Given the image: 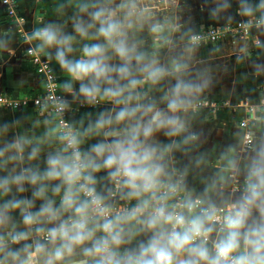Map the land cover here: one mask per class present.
I'll return each mask as SVG.
<instances>
[{
    "label": "clouds",
    "instance_id": "clouds-1",
    "mask_svg": "<svg viewBox=\"0 0 264 264\" xmlns=\"http://www.w3.org/2000/svg\"><path fill=\"white\" fill-rule=\"evenodd\" d=\"M90 6L95 11L90 13L93 23L88 28L95 27L98 22L96 38L102 37L104 43L85 44L83 56L78 61H66L62 49L73 51L69 45L74 37H62L57 27L50 25L34 30L30 39L41 42L38 45L40 51L56 46V59L61 68L74 80L90 81V88L81 84L82 95L90 99L107 98L123 104L124 108L114 120L102 114L95 126L85 132L86 136L92 133L104 137L91 146L90 152L82 153L79 134L68 130L58 135L64 147L57 155L48 156L43 174L13 172L0 180V193L4 196L11 193L13 185L24 183L39 185L33 193L38 199L46 197V182L59 181L52 188L53 195H59L63 188L59 208L53 207V201L46 200L38 212H33L30 209L34 207V201L15 197L0 207V229L8 228L10 213L15 210L20 211L27 229L16 231L13 225L11 230L0 235V264H65L77 250L82 252L85 264H264V143L248 168L241 201L229 205L223 216L218 215L214 206L195 212L201 200H192L189 196L170 206L167 201L176 197L180 190L163 164L171 146L161 147L149 141L161 130H165L168 137L182 136L186 123L179 113L187 111L193 92L200 88L178 80L168 100L167 112L155 105L139 103L129 108L133 99L139 100V95L133 97L128 90L135 89L145 80L157 83L165 72L160 67L145 64L141 68L145 78L130 79L133 59L140 65L143 54H137L134 46L129 47L124 23L116 18L114 9L96 3L79 8L86 12ZM259 7L264 9V2ZM242 11L244 15H252L253 9L243 6ZM158 30L154 25L152 31ZM75 31L81 37L88 36L82 21L75 25ZM109 50L122 62L118 67L109 65ZM113 73L119 80L112 79ZM123 80H129V83L122 87L120 81ZM103 83L110 86L101 93ZM125 92H128L127 96ZM109 138H112L111 142ZM188 139L185 137L182 142L187 143ZM12 148L17 149V155L9 159L23 160V147L19 143L10 144L5 151ZM3 156L4 151H0V157ZM36 156L37 151L33 149L29 159ZM102 170H107L108 178L117 190H127L126 199L137 201L134 206L111 215V205L105 203V198L95 187L97 182L93 173ZM18 191L24 189L18 187ZM178 207L186 211H177ZM254 208L258 217H253ZM218 223L220 235L212 241L210 250L209 237ZM46 225L53 227L46 228ZM33 229L37 239L28 244L26 241L32 236ZM142 233H151L147 244L140 243L133 251L120 250L126 236L130 243ZM41 239L47 243H41ZM22 241L25 243L18 249L10 247Z\"/></svg>",
    "mask_w": 264,
    "mask_h": 264
},
{
    "label": "crops",
    "instance_id": "crops-1",
    "mask_svg": "<svg viewBox=\"0 0 264 264\" xmlns=\"http://www.w3.org/2000/svg\"><path fill=\"white\" fill-rule=\"evenodd\" d=\"M126 1L127 0H18V3L20 12L26 17V24L24 27L27 31L35 30L40 27L47 28L50 25L57 27L59 28L62 37H74L69 46L75 51L73 47L79 43L84 46L85 44L94 45L95 42L104 41L102 37H100V39L96 38V30L100 26L98 22L95 23V27L88 28V25L93 23L90 13L95 11V9L90 6L86 12H81L79 8L80 5H91L93 3L102 4L106 8L114 9L116 18L120 19V11L125 9V7L120 6L126 4ZM207 1L212 2L211 0ZM262 2H264V0H222L221 3L216 2L217 7L222 8L219 17L221 18V14L223 13L228 14V17H223L218 22H210L207 20L206 22H203L202 25L198 26L196 33L207 27L223 26L228 23H236L237 21L253 20L249 25V32L246 37H225L224 40L231 41V43H223L224 40H219L216 43L203 44L208 52H223L226 49V53H219L213 57L202 59L201 61H210L209 64L206 65L207 67L219 68L221 60L227 59L231 61V64H229L230 66H228V76H225L220 72L215 73L212 74V76L217 78H215L214 83H205L208 90L204 97H202V100H214L219 107L217 115L215 116L213 110L205 107H201L199 110H196L197 108L194 107L195 111H188L182 114L186 126L194 124L193 127H196H190L191 129L188 131L197 134L199 128L202 130V135L205 137L202 139V142H205V149L203 152L200 155L197 152L198 149H196V153L192 155L191 152H195L194 149L181 154L176 152L178 148H176L175 145L181 140L179 137H170L168 139V141L173 143L175 141L173 146L168 143L163 145L171 146V151L165 153V160L163 161L165 171L171 177V181L177 182L180 188L184 191L198 195L208 204L217 207L229 206L241 201V196L237 193V188H240L242 187V184H245L248 168L251 165L252 159L256 155V150H253L252 153L248 152L249 154L244 153L241 150L242 132L236 127L235 121L233 122L232 117L236 118L237 116V120L242 118L244 111L240 109V104H243V102L247 104L256 103L264 95V9L259 7ZM243 6H250L253 9L252 15H244L242 11ZM208 10V12H210L211 9ZM1 13L2 12L0 11V21L2 18ZM215 14L216 13H209L207 18H211ZM233 16V20H228L229 17ZM81 21L83 22V26L87 28L89 40H83L84 38L75 31V25ZM4 27L5 26L0 22V91L12 94L17 92V90H27V92L33 90V87H36L39 81L30 64L22 57V53L25 49L24 47H27V45L20 43L18 37H12L14 34V28L1 30L4 29ZM2 34H7L8 36L5 37L11 38V43L6 42L8 45L5 44L3 39L7 38L3 37ZM40 43L41 42L37 40L35 45H39ZM3 44L10 48L12 47V50H3L1 46ZM16 47L18 48L16 49ZM19 48L21 51L19 52V56L15 54V62L20 63V67L18 65H13L16 63L10 65L7 63V59L11 58L12 54L15 53L14 50L17 51ZM45 50L49 53L54 64L53 67L55 73L60 76V82L67 91L66 87L68 85L65 80L67 74L64 69H61L62 71L59 69V63L56 59L57 56L55 55L58 51L57 47L52 46V51L50 48H46ZM62 50L65 53L66 61L74 62L72 60L75 58L74 54H72L73 51L68 52L67 49ZM52 52L54 54H52ZM210 86L215 87V93L214 88L210 89ZM135 90L137 91V87ZM227 91L232 94H237V98L240 99L236 116L229 113L231 112L230 107H232L228 104L230 98L227 100L228 102H221V100L228 99L226 97L229 96H224ZM68 102H70L71 108L74 111L75 118L73 119V122L79 132H81L80 139L84 149L85 147L88 148L86 142L83 141V135L85 132L82 126L83 115L88 114L89 116L92 114L93 116H99V114L94 111L83 112L82 110H79V105L85 104L87 101L78 102L69 98ZM234 108H236V106ZM1 112L2 111H0V128L4 124H7L5 121L12 119L13 122V119L15 121L17 118L19 119L18 126L12 124L13 127L17 126L25 129L23 127L27 122H33L32 124L36 123L37 127L40 126L36 120L37 117L35 116L33 109L30 107L19 109L15 112L16 114L14 116L11 115L10 118L3 115ZM79 113L83 115H79ZM53 131H55L54 128ZM45 133L49 136L48 132ZM262 136L264 137V132L262 133ZM162 140L163 138H161V141ZM10 142L11 139L9 133L0 131V151H4L3 157H7L8 154L12 152L13 148L5 151ZM176 146H178V143ZM88 149L91 150V148ZM88 149H85L86 152H90ZM8 160L10 161H8L9 163L7 164H15V166H18L16 160ZM44 162L43 164H45ZM46 167L47 165H45L44 168ZM2 170L3 169L0 168V172ZM207 174H209L208 177ZM179 177H183V179L178 181ZM203 177H206V181L209 182H203ZM3 179L0 178V180ZM51 183L52 182H46L47 190L50 189ZM18 187L23 188L24 191L19 192ZM38 187L39 185L33 186L28 183H24L20 186L13 185L11 187V193L8 196H4L3 193H0V207L4 205L6 200H12L15 197L16 199L34 201V207L30 209V211L38 212L46 200H51L49 193L48 195L46 194V197L43 199L35 198L33 193ZM59 206V204H53L54 208H59ZM252 211L254 217H258L259 213L257 210L254 208ZM10 217V225L8 228L0 229V235H4L7 231L11 230L13 225L15 226L16 231L27 230L22 222L19 210L11 212ZM66 217L67 216H65V218ZM51 227H53V225L47 226V228ZM32 233V236L26 241L28 244H33L34 240L37 239L33 230ZM150 237L151 233H142L132 238L129 243L128 237L126 236L125 243L120 246V249H128L129 251L137 250L138 245L140 243L147 244ZM40 242L47 243L46 241L43 242L42 239ZM24 243L25 241H22L21 244L18 245L11 244L10 247L13 250H16L22 247ZM65 264H85L82 252L77 250L73 258L65 260Z\"/></svg>",
    "mask_w": 264,
    "mask_h": 264
},
{
    "label": "rangeland",
    "instance_id": "rangeland-1",
    "mask_svg": "<svg viewBox=\"0 0 264 264\" xmlns=\"http://www.w3.org/2000/svg\"><path fill=\"white\" fill-rule=\"evenodd\" d=\"M211 1L212 2H208L207 0H127L126 1V4H124L126 5V7L123 11H120L121 16H119L120 20L124 23L126 40L129 47L134 46L135 52L137 54H143L144 56V60L141 62L140 65H137V62L133 59L132 68H131L132 77H130V79L131 78H135L137 80L144 79L146 74L141 72V68L145 64H152L155 67H160L165 72V75L157 83H152L151 81L145 80L144 83L138 85L137 91L135 89L134 90L129 89L128 91L132 93L133 97H136L137 94L139 95V100L133 99V101L128 105L129 108L135 107L136 104L139 103L145 106L155 105L158 109L167 112L168 111L167 103L168 100L171 98L172 90L177 84L178 80H183L185 83H190L200 88V91L193 92L191 96V104L189 105L186 111V112L188 111L193 112L195 111L194 105L198 101L202 100V97H204L205 93L208 90L207 86H205V83H212V82L214 83L216 77L212 76V74L220 72L221 74L228 76L229 74L228 66H230L229 64H231L230 60L227 59L221 60L219 68L207 67L206 65L209 64L210 61H201L206 57L208 58V57H213L219 53H226V49L223 52H219V51L208 52L207 49L204 48L205 46L203 44L193 43L191 39L192 35L197 32L198 26L202 25L203 22H206L207 20L210 22H218L223 17L225 18L228 17V14L225 13L221 14V18L219 17L222 8L217 7L216 2L221 3L222 0H217V1L211 0ZM208 9H211L210 12H208L209 11ZM209 13H216V14L211 18H207V16H209ZM233 19L234 16L228 18V20H233ZM0 22L1 24H3V26H5L4 29L1 30H6V28H12V29L14 28L13 30L14 34L12 35V37L13 36L18 37V41H20V43H24L28 46V43L26 42L24 37L21 36L23 33L20 31L21 29H23V31L26 32V28L23 27L20 29L19 27L14 26V24H11L10 22L9 24H7L2 21V18ZM154 25L158 26L159 29L156 32L152 31ZM2 36L5 37L8 35L2 34ZM5 38H7V39H3L5 44H7L6 42L11 43V38L9 37H5ZM82 38H84L83 40H89L88 39L89 34L88 36ZM224 39L225 38H221L220 41ZM34 43H36V40L33 42V44ZM98 43L103 44L104 41L95 42V44ZM223 43H231V41L224 40ZM5 44L1 45L3 50L4 49L12 50L11 49L12 47L10 48L9 46H7L8 44L7 45ZM88 46H92V45L88 44ZM17 48L18 47H16V49ZM73 48L75 51H73L72 54H74L75 58L72 60L75 62L78 61L83 56V51H82L83 45H80L79 43ZM14 51L15 53L12 54V57L7 59V63H9L10 65L16 63L13 65H18L20 67V63L15 62V54L19 56V52L21 51V49L19 48L17 51L16 50ZM52 54L54 53L52 52ZM55 55L57 56L56 53ZM108 63L112 67H118L122 62L115 56V54L111 50H109ZM58 66L59 69L61 70L62 68L60 64ZM65 72L67 74V76H65V80L67 81L68 86L66 88L68 92L65 89L64 93L67 100L69 98H72L73 100L78 102L87 101L85 104H88V107L84 109L85 107L79 105V110H82L83 112L94 111L99 114V116L98 115L93 116L92 114L88 116V114L83 115L79 113V115H83L85 117V118L83 117L82 119V126L85 132L90 128V126L92 127L95 126L96 122L101 118L102 114L105 118L111 116V118L114 120L116 114L121 109L124 108L123 104H117L114 101L109 100L107 98L101 99L100 96L96 97L97 103L91 106L90 103L93 102V99L85 97L80 92L81 84H83L85 87H89V88L91 87L90 81L88 79H85L82 82L74 80L72 79L71 76H69L66 70ZM59 77L60 76H58V79L60 81ZM112 79L116 81L119 80V77L116 76L115 73H113ZM128 83L129 80L120 81L122 87L124 85H127ZM109 86L110 85L106 83L101 84V93H103V90ZM33 88H34L33 90H29L28 92L27 90L24 91L17 90V92H14L12 94L9 93L10 95L9 97L12 99H18L23 97L24 94H26V96L30 95L35 97V95L38 94L40 91L39 82L38 85ZM212 88H214V93H215L216 90L215 87L210 86V89ZM127 95L128 92H125V96ZM224 96H229V97H226L228 99L221 100V102L223 103L228 102L227 100H229L230 98L231 101L229 100L228 104L229 106L232 107H230L231 112H229V110L228 112L236 116L237 107L239 106L238 104L240 103V99L237 98V94L235 93L232 94L229 91H227ZM256 103H249V104L251 105ZM244 104L245 102H243V104L242 103L240 104L241 106L240 109H242L243 111L245 110L243 109ZM235 106L236 108H234ZM30 108H32V106ZM199 109L200 108H197L196 110ZM18 110H13L11 108H0V111H2L1 113L3 115H6L8 118H10L11 115L14 116L16 114L15 112ZM34 114L37 117L36 120L40 125L39 127L36 126V123L32 124L33 122L25 123L23 127L25 129L17 127L19 123V119L17 118L15 121L13 119V122L12 119L5 121V123L7 124H4L0 128V131L9 133L11 142L8 143V145L19 143L23 147V160H16L18 166H15V164H7L9 163L8 161H10L8 160L9 157H15L17 155V149L15 148L12 149V152L9 153L7 157L0 158V165L3 166L0 167L1 169H3L0 172L1 179H3L5 176H8L9 174H12L13 172L15 174H21L22 172L25 171H31V172H39V174H43L44 171L46 170V168L44 167L45 165H47L46 160L48 156H55L61 151L59 146L56 145V135H54L53 126L50 123H48L45 119L39 117L36 114V112H34ZM182 114L183 113H179V115H181L182 119L184 120ZM243 117H244V113H243ZM74 118L75 116H73V119ZM232 118H233V122L235 121V125L237 127V116L236 118L234 117ZM145 119L147 120L148 118ZM12 124L17 126L13 127ZM193 126L194 124H189L186 126V131L182 134L181 137H179L181 140L177 142L178 146H176L177 143L175 145V147L178 148L176 152L181 154L183 152L186 153L194 149L195 152H191L192 155L196 153V149H198L197 152L200 155L205 149V144H204L205 142H202V139L205 138L204 135H202V130L199 128L197 134L188 131L191 128H196ZM258 127L259 128L255 130L256 141L254 142V144H252L250 148H244L241 143V150L244 153H248V152L252 153L253 150H256L257 152L259 146L262 143H264V137L262 136V133L264 132V127L262 126H258ZM116 130H119V127H117ZM44 131L48 132L49 136ZM185 137L189 138L187 143L182 142V140ZM161 138H163L164 141L163 140L161 141ZM169 138L170 137L165 135V130H161L154 133L153 138L150 139L149 143L160 145L161 147L166 143L173 146L174 143L168 141ZM103 139H104L103 135L96 136L92 133H89L87 136L83 135V141L86 142V146L88 148H91L92 145L96 144L99 141H102ZM111 139L112 138H109V142H111ZM141 140H143V137H141ZM28 141H30V143H27ZM88 148L85 147V149ZM33 149L37 151V156L34 159L30 160L29 155ZM88 150L90 151V149ZM43 162L45 164H43ZM208 176L209 174H207V177ZM181 179H183V177H179L178 181H181ZM96 180L100 186L99 189L101 191V196L104 197L105 200L108 202H116L119 198L125 197L127 194L126 189L125 190L116 189L114 182L109 180L108 178L107 170H103L101 174H98L96 176ZM203 182H209V181H206V177L205 178L203 177ZM58 183L59 181H53L51 183L50 189L47 190L46 192L47 195L49 193L50 199L51 201H53L54 205L56 204L60 205L61 196L63 195L62 194L63 188L61 189V193L59 195H53L52 188ZM241 186L242 187L237 188L238 191L237 193L239 194V196L242 197L246 190V185L242 184ZM218 207H225V206H218ZM47 226L48 225H46L45 227L47 228ZM33 232L35 233V229H33Z\"/></svg>",
    "mask_w": 264,
    "mask_h": 264
},
{
    "label": "built area",
    "instance_id": "built-area-1",
    "mask_svg": "<svg viewBox=\"0 0 264 264\" xmlns=\"http://www.w3.org/2000/svg\"><path fill=\"white\" fill-rule=\"evenodd\" d=\"M0 11L2 12V21L9 24H14V26L23 28L26 24V17L20 12L18 0H0ZM253 20L237 21L236 23H228L223 26H213L207 27L194 36H192V42L196 44H212L219 41L221 38L229 37H246L249 32V25ZM25 28V27H24ZM38 29H43L40 27ZM23 34L28 46L24 49L22 57L27 60L30 64L34 74L38 78L40 84V91L35 97L24 94L23 97L18 99L10 98L9 94L0 91V108H11L13 110H18L20 108L31 107L36 112V114L45 119L54 128V135H56V145L60 149L64 147V144L58 139V135L72 130L74 133L79 134V139L81 137V132L75 126L73 122L74 111L71 108L70 102H68L65 96V87L60 83L58 76L54 70L53 61L49 53L44 50L40 51L38 45L33 44L34 39L32 37L34 30L24 32L23 29L20 30ZM37 41V40H36ZM92 102V101H91ZM97 103L96 98L90 103L91 106ZM83 107H88V104H82ZM195 108L205 107L213 110V114L216 116L219 111V107L214 100L203 99L198 101ZM244 117L237 120V127L242 132V145L244 148H250L252 144L256 141L255 130L259 128L258 126L264 127V95L258 100L256 104H247L243 106ZM82 153H87L82 146V142L79 145ZM71 152V149H69ZM103 172L93 173L94 179L96 176ZM97 182V180H96ZM173 182V181H172ZM177 183V182H173ZM96 191L101 195L100 186L97 182ZM127 196V194H126ZM125 196V197H126ZM186 196L191 197L192 200H201V204L195 209V212H199L201 208H208L207 204L201 197L196 196L193 193H187L180 188L178 194L173 199L167 201L171 205L177 204L178 201L184 200ZM125 197L119 198L116 202L105 203L111 205V215H115L117 212L124 211L125 209H130L134 206L137 201L135 199L128 200ZM229 206L225 207H215L218 210V215L223 216ZM177 211H186L185 209L177 208ZM219 228L220 224L214 225V231L211 233L208 241V247L212 249V241L219 238ZM102 233H97L101 235ZM44 241V240H43ZM123 251L122 249H120ZM2 258V257H0Z\"/></svg>",
    "mask_w": 264,
    "mask_h": 264
},
{
    "label": "bare ground",
    "instance_id": "bare-ground-1",
    "mask_svg": "<svg viewBox=\"0 0 264 264\" xmlns=\"http://www.w3.org/2000/svg\"><path fill=\"white\" fill-rule=\"evenodd\" d=\"M131 90H133V89H131Z\"/></svg>",
    "mask_w": 264,
    "mask_h": 264
},
{
    "label": "water",
    "instance_id": "water-1",
    "mask_svg": "<svg viewBox=\"0 0 264 264\" xmlns=\"http://www.w3.org/2000/svg\"><path fill=\"white\" fill-rule=\"evenodd\" d=\"M131 89V88H130Z\"/></svg>",
    "mask_w": 264,
    "mask_h": 264
}]
</instances>
